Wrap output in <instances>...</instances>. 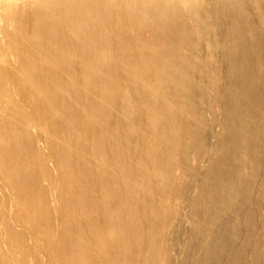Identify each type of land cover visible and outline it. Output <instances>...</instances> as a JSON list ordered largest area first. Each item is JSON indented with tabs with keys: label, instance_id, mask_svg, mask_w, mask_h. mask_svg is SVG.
Segmentation results:
<instances>
[{
	"label": "bare ground",
	"instance_id": "obj_1",
	"mask_svg": "<svg viewBox=\"0 0 264 264\" xmlns=\"http://www.w3.org/2000/svg\"><path fill=\"white\" fill-rule=\"evenodd\" d=\"M199 3L216 37L244 10L239 0H0V264H200L189 250L233 246L232 234L213 242L225 215L253 200L241 192L258 168L243 161L234 187L209 170L227 128L212 116L199 41L173 17ZM145 47L155 49L146 64ZM199 114L187 145L179 127Z\"/></svg>",
	"mask_w": 264,
	"mask_h": 264
},
{
	"label": "rangeland",
	"instance_id": "obj_2",
	"mask_svg": "<svg viewBox=\"0 0 264 264\" xmlns=\"http://www.w3.org/2000/svg\"><path fill=\"white\" fill-rule=\"evenodd\" d=\"M239 1L244 10L229 12L230 23L224 22L219 37H216L215 32L202 21L204 14L200 3L194 8L195 13L193 8L184 10L179 7L177 13L173 15L176 24L182 26L191 40L195 44L199 41L196 44L198 46L196 60L207 80V94L214 100L212 116L220 115L227 128V132H221L219 135L221 150L209 170L213 172L217 182H221L227 176L228 184H233L234 187L243 161L252 159L256 163V165L253 163V166L255 169L258 168L255 170L257 171L253 177L255 182L252 181L255 184H251V190L248 192L244 188L241 192L245 199L252 191L250 195L254 196L253 200L248 196L250 200H245L240 214L228 212L225 215L219 227V232H224L222 234L225 237L221 234V241L213 242L215 245L219 242L218 244L221 243L223 246L227 242L226 237L232 234L233 246L223 250L216 246L211 256H207L206 250L201 247L189 250L187 254L199 259L200 264H208L215 259L218 261L216 264H264V99L261 100L264 98V14H262L264 0ZM166 15L171 17L169 4ZM142 37L148 39L149 33L145 31ZM214 38L221 40L216 50L213 45ZM201 46L206 47L203 56H199L198 52ZM183 48L184 44H181V52L185 53ZM153 51L155 49L152 47L136 49L139 60L145 64L151 62L150 54ZM112 57L116 63H123L118 51L113 50ZM150 80L151 84L159 82L154 78ZM201 119L200 114L196 115L190 118L188 125L179 127L180 132L184 133V129L186 130L185 144L193 146L196 143L197 126ZM205 126L207 135H210L212 127ZM187 132L194 138L188 137ZM245 136L249 139L245 140ZM138 142L143 143L142 137H139ZM226 147L231 149V152L226 153ZM158 149L160 150V147L157 151ZM256 191L257 194H253ZM8 195L11 201H15V194L12 191L8 192ZM215 220L216 216L211 215L206 216L203 222L206 224ZM0 234L4 238L2 232Z\"/></svg>",
	"mask_w": 264,
	"mask_h": 264
}]
</instances>
